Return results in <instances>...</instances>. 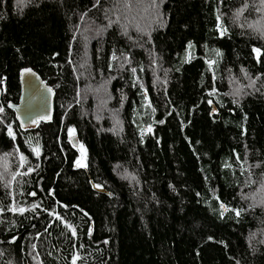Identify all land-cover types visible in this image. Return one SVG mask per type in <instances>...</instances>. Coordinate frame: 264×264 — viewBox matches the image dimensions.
<instances>
[{
	"label": "trees",
	"instance_id": "trees-1",
	"mask_svg": "<svg viewBox=\"0 0 264 264\" xmlns=\"http://www.w3.org/2000/svg\"><path fill=\"white\" fill-rule=\"evenodd\" d=\"M0 108V264H264V0H0Z\"/></svg>",
	"mask_w": 264,
	"mask_h": 264
},
{
	"label": "water",
	"instance_id": "water-1",
	"mask_svg": "<svg viewBox=\"0 0 264 264\" xmlns=\"http://www.w3.org/2000/svg\"><path fill=\"white\" fill-rule=\"evenodd\" d=\"M17 79L19 86L17 102L7 103L5 107L13 113L18 129L21 132H29L35 130L39 123L51 122L54 104L53 90L30 68L20 69ZM48 89H51V92H48ZM33 120L36 123H33ZM69 143L73 148L77 147L74 136L69 137Z\"/></svg>",
	"mask_w": 264,
	"mask_h": 264
},
{
	"label": "snow or ice",
	"instance_id": "snow-or-ice-1",
	"mask_svg": "<svg viewBox=\"0 0 264 264\" xmlns=\"http://www.w3.org/2000/svg\"><path fill=\"white\" fill-rule=\"evenodd\" d=\"M28 71H30V70H28ZM48 92H51V89H48ZM2 111H3V109L0 108V112H2ZM32 122H33V123H36L35 120H33ZM70 132H71V130H70ZM9 135H12V132H11V129H10V128H9ZM33 151H36L37 154H38V150H37V149H33ZM24 159H25L24 156H21V157H20V160H21L22 163H23ZM77 166H81V165L79 164V162L77 163ZM29 171H31V169H29ZM13 179H15V176H13ZM33 195H35V194L33 193ZM13 211H15V209H13ZM20 211L22 212V211H24V209H20ZM237 215H239V212H237ZM73 234H75V233L73 232ZM78 258H79V257H73L72 264H76V260H77Z\"/></svg>",
	"mask_w": 264,
	"mask_h": 264
},
{
	"label": "rangeland",
	"instance_id": "rangeland-1",
	"mask_svg": "<svg viewBox=\"0 0 264 264\" xmlns=\"http://www.w3.org/2000/svg\"><path fill=\"white\" fill-rule=\"evenodd\" d=\"M69 136H71V134H69ZM78 154H79V160H78V162L82 166L83 165V153H82V150L79 149V148H78Z\"/></svg>",
	"mask_w": 264,
	"mask_h": 264
}]
</instances>
